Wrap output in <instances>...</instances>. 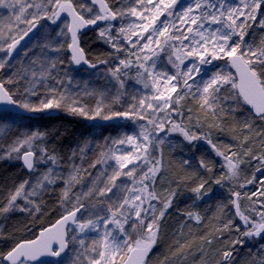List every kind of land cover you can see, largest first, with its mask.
I'll return each instance as SVG.
<instances>
[{
	"label": "snow or ice",
	"instance_id": "1",
	"mask_svg": "<svg viewBox=\"0 0 264 264\" xmlns=\"http://www.w3.org/2000/svg\"><path fill=\"white\" fill-rule=\"evenodd\" d=\"M92 2L99 4V11L87 19L73 6L72 0H46V5L51 7L45 6L42 11L41 5L33 4L32 0L21 3L18 11L14 12V17L18 24L23 23L27 27L19 30V32H13L12 28L18 27V24L11 25L9 26V34L6 37L3 31H0V41H2L0 52L6 53L4 57L0 58V70L4 69L6 65L12 67L8 64L12 52L15 51L20 40L28 35L41 18L46 17L52 23H55L60 18L61 13L71 17L70 21H62L64 28L60 30V35L71 33V43L67 47L72 52L71 60L77 65L82 60L85 64L89 63L83 58V50L77 46V33L79 30L88 25H95L98 20L115 21L119 18L120 24L118 26L109 23L106 28L99 30V35L101 37L107 36L108 40L116 39L117 37L111 35V29L118 27V35H122V38L137 50L133 55L139 61L137 64L138 82L143 83L145 88L151 87L154 93L151 99L162 101V103L157 104L155 107L148 103L147 108H145V99H138L133 96L132 99L136 100V103L129 105V109L132 111L109 110L104 112L109 103V100L105 97V92L85 91V95L98 96L94 110L88 111L86 106L80 103L79 94L73 96L67 89L59 91L55 87L47 88V94L38 103H35L28 99H14L15 93L10 92L5 87V83L13 82V79H8L5 82H0V104L11 105L26 113L63 110L73 115L85 116L89 120H94L97 117L102 120H111L115 117L129 119L135 117L143 120L147 115V109H151L153 114L148 116L147 123L153 126L152 130H149L145 125H141L142 130L138 136L125 135L123 138L112 142L113 144H135L138 150L145 153L144 163L151 166L145 169L137 178L140 186L129 190L134 193L133 195L117 198L118 203L113 200V197L108 198L106 211L111 213L110 216L102 215L99 211L93 212L91 209L96 207V199L111 193L112 188L117 187L115 181L121 175L132 177L137 170L136 167H128L129 164L134 163L131 151H122L119 154L110 152L107 159H114L118 167L112 168L111 174L106 177L107 182L97 186V183L93 181L86 192L75 195L74 199L69 201L70 206L64 208L61 219L54 225L55 232H53V228H49L46 230L50 234L47 237H45L44 232H41L40 239L16 243L11 250L0 253V264H30V262L36 261L41 256L60 257L70 243L73 245V249L66 264H83L84 261H86V264H118L119 261L125 258L128 264H144L148 252L157 242L160 230L159 220L164 217L165 210L171 205V199L169 198L163 205L164 210H161L158 216L156 215V205L152 204V201L159 199L154 190V177L160 171V161L154 155H150L148 149L151 146L154 153L156 145L164 143V139L158 137V133L164 130L166 123L172 125L170 131L179 130L188 140L202 138L185 130L181 124L169 119L170 113H166V117L159 120L156 119V113L173 108V104H179L180 100L191 94L198 99L202 108L206 107L215 116V101L219 99L217 94L224 85L231 84L234 88L239 87V95L243 98V101L251 105L256 117L264 121V48H255L251 44L244 43L245 26L248 25L249 21H256L257 13L264 6V0H238L236 4L230 3L229 0H192V3L182 6L180 9L174 8L177 0H131V2L129 0H118L120 6L116 8L110 7L106 0H92ZM0 7L15 9L16 5L15 2L6 3L5 0H0ZM33 7L36 11L31 13L29 17L22 19L24 11ZM169 9H172V11H168ZM88 11L91 12L92 9L89 8ZM165 12H167L168 17H173V19L171 21L167 19L161 21L158 27H154L156 21L165 15ZM132 17H135V19H131ZM213 24L219 25V27L213 28ZM193 26H195V29ZM259 27L264 28V14L261 15ZM150 29L151 31H149ZM144 33H148V35L145 36ZM188 33L193 35L190 37ZM233 36H239V39L230 43ZM133 37L136 39L134 40ZM184 41H188V43L185 44ZM217 41H222V43L218 44ZM113 46L116 47V45ZM44 47L49 48L51 45L45 44ZM59 47L62 46H58L53 50H59ZM165 47L169 50L168 61L177 69L172 74L163 70L158 71L156 69L157 62L152 60L153 54L157 50L163 51ZM141 53L144 54L141 55ZM27 54V51L23 52V55L26 56ZM189 57H195L196 59L187 68L181 70L180 66ZM206 57H210V59H206ZM225 58L230 61V67L234 68L236 73L239 74V85L233 79V74L227 71L228 66H225L224 69L214 72L210 78L201 77V80L196 82L195 91H193L194 85L189 84V80H195V76L200 75V65L210 64L211 60ZM149 60H152L151 64L147 63ZM59 63H63V61H59ZM101 63H106V61H101ZM89 66L95 67L96 65L89 64ZM120 66L128 68L131 64L128 60L118 59V64L107 70L118 85L116 94L110 98L113 102H118L123 95L120 89L124 88L125 81L120 74ZM57 67V59L45 57L44 60H39L37 58L31 61L29 67L23 69V75H20V70H18L13 73V76L19 79L30 77L26 80L29 87L25 91L30 95H37L38 92L34 90L37 80L42 81L47 77H51L52 69ZM52 78L55 79V77ZM174 81L175 83H173ZM57 83H63V81L57 80ZM69 83H71L70 80ZM178 89H183V91L174 100L172 94L177 93ZM210 100L213 103L210 104ZM173 111H178V109L173 108ZM6 126L0 124V133H3ZM244 126L249 129L252 128L251 123H246ZM258 135H264V133H258ZM45 136L46 133L39 131L24 133L23 139H18L7 155L11 157V153H18L15 158L21 159L30 172L37 170V164L51 161L52 165H56L58 157L55 154L50 155L46 149H41V155L37 157L36 152L32 150L33 142L42 140ZM244 139L247 141L248 137L246 136ZM138 140L139 143H137ZM208 143H212L210 139ZM25 145H27V149L20 152V149ZM215 147L213 145V148ZM217 154L223 155L220 152ZM102 155L104 154L102 153ZM231 155L237 156V159L233 161L229 156L224 157L228 161V168L231 172L230 179L238 177L239 165L243 162L237 153L233 152ZM244 155H252L251 150H244ZM74 156L75 152H73L70 160ZM253 159L260 160V165L256 167V171L264 169V155L253 156ZM100 162L99 160L96 161V163ZM184 163L187 164L188 161L186 160ZM203 163L201 161V165ZM90 166L94 167L95 165ZM69 167L70 171L67 178L59 172H54L53 167H49L31 185L28 180L20 183L8 196L7 203L0 207V214L8 213L16 208H19L20 211H29L30 209L16 205L17 199L23 197L26 203H33L30 197L40 195L42 191H47L46 185H54L57 180H63L65 184L61 196L63 206V202L69 198L71 188L80 181L79 173L81 169L74 163L70 164ZM123 169H128V171L124 172ZM84 171L86 172V170ZM149 173L151 176H149ZM145 181L149 182L145 183ZM253 181L264 186V177L257 180L253 176L246 183H253ZM243 186L240 185V187ZM26 187L29 188L28 191H25ZM202 188H204L203 183L194 188L193 191L200 194ZM207 191L205 190L204 194H207ZM174 194L172 193V195ZM244 195H247V193ZM232 196L238 199L242 196V193L234 191ZM251 196H264V189L252 192ZM251 196H249V199H251ZM85 197L91 198L90 208L86 209V217L82 213V217L77 219V213L85 209V205L81 203V200ZM237 199L231 200V203L236 208L235 214L240 217L245 225V231L241 235L247 237L260 236L264 233V211L257 212L260 217L259 220H253L240 211ZM100 202L105 203V201ZM261 203L264 204V201H261ZM125 205H128V208H125ZM36 210H39L38 207ZM187 215L189 219H194L197 222L201 219L198 214L190 212ZM129 216L135 217L131 231L123 227ZM69 222L74 228H68ZM231 223V220H229L224 227L228 228ZM109 224H113L114 227L109 229ZM137 229H139L138 232ZM239 230V227H237L236 231L239 232ZM69 232L72 233L70 237L68 236ZM87 232L99 234L96 238L91 239L90 245L86 244L89 237L84 234ZM133 232L137 233L135 237L132 235ZM54 243L57 245L55 249L53 248ZM208 243L211 244V241H208ZM240 243L242 241L239 239L233 241V245ZM77 245H79V248L76 247ZM180 247L183 248L184 245H180ZM222 256L225 262H229L233 252L231 250L223 251ZM258 264H264V258L260 259Z\"/></svg>",
	"mask_w": 264,
	"mask_h": 264
},
{
	"label": "trees",
	"instance_id": "2",
	"mask_svg": "<svg viewBox=\"0 0 264 264\" xmlns=\"http://www.w3.org/2000/svg\"><path fill=\"white\" fill-rule=\"evenodd\" d=\"M246 38L259 48H264L263 30L250 28L247 30ZM81 47L91 64L104 65L107 70L115 67L118 59L130 61L131 66L128 68L122 66L120 74L125 83L141 86L137 77L139 62L136 58L111 48L104 39L96 35L95 30L81 36ZM227 85H224L217 94L219 99L215 116L199 113L192 101L180 103L176 107L178 111L173 112L175 122L202 138L188 140L184 135L177 134L179 144L175 151L158 149L157 152L150 154L160 161V171L154 177V190L160 199L161 210H164L163 205L169 198L171 205L165 210L164 217L159 220L157 245L155 244L146 264H159L156 262L161 260L166 264H258V261L264 258L262 252L264 233L252 237L241 235L245 231V225L235 214L236 210L231 203V200L235 199L231 196L234 191L243 193L240 200L243 208L246 201L255 204L264 201V196H251L252 192L261 191L264 186L255 181L246 183L253 176L257 180L264 177V169L262 172L256 171L260 160L253 159V156L264 155V135H258L264 133V121L254 116L237 91L234 93ZM186 110L190 111L188 114L191 117L187 124L183 120L187 114ZM27 119L37 131L46 133L44 139L37 140L34 144L37 157L41 155V149H46L48 154H55L58 157L56 165L70 159L71 150L87 124L79 116L63 110H56L52 114L39 113L37 118ZM194 120L197 123H193ZM246 123H251L252 128H246L244 126ZM188 125L196 129L188 130ZM171 127L172 125L170 129ZM246 136L247 141L244 139ZM209 139L211 144L208 143ZM213 145L216 147L213 148ZM247 149L251 150L252 155H244V150ZM218 152L223 155L217 154ZM233 152L237 153L243 162L239 165L238 177L230 179L231 172L224 157L229 156L235 161L237 156H232ZM17 155L18 153L13 154L0 161V207H3L16 185L27 176L20 159L15 158ZM186 160L187 164L184 163ZM201 161L204 162L203 165ZM49 163L52 164L51 161ZM201 183L204 184L202 188L204 192L199 195V199L194 200L187 196L190 190ZM225 186L230 189V198H227L226 206L220 214L213 217L212 211L206 212L204 207L208 205L213 207L214 201L218 199L215 192ZM205 190H208L207 194H204ZM245 193L247 195H244ZM59 200V191L52 186L41 198L37 213L12 210L0 214V224L4 225L0 237V253L11 250L16 243L34 239L40 230L61 217L64 211ZM190 212L198 214L201 217L200 221L189 219L187 214ZM247 216L250 217V214ZM217 217L219 219L227 217L232 223L228 228L218 231L214 225ZM250 218L256 220L254 217ZM237 227L240 229L239 232L236 231ZM236 239L242 243L233 245ZM208 241H211V244ZM180 245L184 247L181 248ZM226 250L233 252L229 262H225L222 256Z\"/></svg>",
	"mask_w": 264,
	"mask_h": 264
},
{
	"label": "rangeland",
	"instance_id": "3",
	"mask_svg": "<svg viewBox=\"0 0 264 264\" xmlns=\"http://www.w3.org/2000/svg\"><path fill=\"white\" fill-rule=\"evenodd\" d=\"M6 3H12L15 2V9H9L7 7H0V31L4 29V35L5 37L9 34V26L11 25H17L18 22L15 20L14 12L18 11L21 3H27L28 0H5ZM73 6L77 8V11L82 14L86 19L93 16L95 13H97L99 10L96 6H94L90 0H72ZM108 4L112 8H116L120 6V3L118 0H115L113 2L108 1ZM131 2V0H129ZM230 3L236 4L238 3V0H229ZM33 4H39L41 5V11L45 6L51 7L50 5H46V0H32ZM192 3V0H177L176 5L174 6L175 9H180L182 6H186L187 4ZM91 8L92 11L89 12L88 9ZM36 9L33 8H27L24 13L23 17H29L31 13H34ZM168 11H172V9H169ZM264 14V6L261 7L260 11L257 13L256 21H249L248 25L245 26L244 29V43L245 44H251L255 48H259L257 45H255L253 42H251L249 39L246 38L247 30L250 28H256L258 30H263L264 28L259 27V21L261 19V15ZM131 19H135V17H132ZM171 21L173 17H168L167 12H165V15L161 16L159 20L156 21L154 27H158L161 23V21L164 20ZM243 19V18H242ZM69 21L68 19L59 18L56 20L55 23H52L51 20L48 18H41L37 23H39V28L37 31L36 36L33 38V40L19 53V55L14 58L13 60H9L8 64L12 65V67L5 66L4 69L0 70V82H5L8 79H13L12 83H5V87L10 90V92L15 93L14 99L21 100V99H28L31 102L38 103L47 93V88H57L59 91H64L65 89L68 90V92L73 95L77 96L81 104L86 106V110L91 111L95 108L96 100L98 99V96L95 95H85V91H96V92H105L106 99L109 100L108 106L105 107L104 112H108L109 110L112 111H132L129 109V105L135 104L136 100H133L132 97L136 96L139 98L145 99V108H147V104L151 103L154 107L162 103V101H155L151 99V96L153 93V90L151 87L145 88L143 83H141V86H136L132 83H125L124 88L120 89V91L123 93L120 100L118 102H113L110 100V98L116 94L118 85L112 78L111 74L108 73L107 68L104 65H96L92 68H85V69H77L74 66L73 61L71 60V54L70 49L67 47L69 43H71L70 39V33H66V35H60V30L64 28V24L62 21ZM111 23L114 26H118L120 24V19L118 18L115 21L112 22H105L100 27L96 29V35L102 39H104L107 44L120 52H124V54L133 55L136 53V49L132 48L131 45L127 43L125 39L122 38V35H118V27H113L111 29V35L113 37H117L113 40H108L107 36L101 37L99 35V30L106 28L108 24ZM27 25L23 23H19L18 27H13V32H19V30L26 28ZM195 29V26H193ZM207 27V25H206ZM213 28L219 27V25H212ZM66 31V30H65ZM151 31V29L149 30ZM171 31V29H170ZM261 32V31H259ZM262 33V32H261ZM145 36L148 35V33H144ZM188 35L191 37L193 34L188 33ZM261 36V34H259ZM17 38H19L17 36ZM135 40L136 38L133 37ZM239 39V36H233L232 41L230 43L236 41ZM2 43V41H0ZM143 43V41H141ZM178 43V42H177ZM185 44L188 43V41H184ZM217 43H222V41H217ZM49 44L51 47L45 48L44 45ZM113 45H116L114 47ZM59 47V50H53L54 48ZM211 47V46H209ZM27 51V55H23V52ZM168 49L165 47L163 51L157 50L155 54L152 56V60H155L156 63V69L163 70L168 72L169 74L175 73L177 69L173 67V65L168 61ZM144 53H141L143 55ZM6 55L5 52H0V58L4 57ZM45 57L49 59H57L58 61V67L56 69H52V76L47 77L45 80H37L35 91L38 92L37 95H30L25 91L29 85L26 83L27 79H30V77H25V79H19L18 77H14L13 73H16L18 70H20L19 74L23 75V69L27 68L31 65V61L33 59H39L44 60ZM136 58V57H135ZM174 59V57H173ZM195 57H189L184 60V64L181 65V70L187 68L193 60H195ZM206 59H210V57H206ZM227 58L225 59H215L211 60L210 64H202L200 65V75L195 76V80H189V84H193V91H195V84L197 81L201 80V77L204 78H210V76L220 70L224 69L225 66L227 67V71H230L233 74V79L237 83L236 75L231 69L230 65L227 63ZM152 60H149L147 63L151 64ZM59 61H63V63H59ZM139 62V61H138ZM118 64V61L116 65ZM36 67V66H33ZM122 67V66H120ZM52 77H55L53 79ZM57 80H62L63 83H57ZM69 80L71 83H69ZM175 83V81L173 82ZM228 89L234 90V93L236 92V87H232L231 84L227 85ZM183 91V89H178L177 93L172 94L173 99L180 95V92ZM192 101L197 106V111L201 114H209L213 116L211 111H208L205 108H202L200 105V102L198 99L194 98L191 94L185 96L184 99L179 101L180 103ZM209 103H213V101H209ZM179 104H173V108L177 109V105ZM215 104L217 105V100L215 101ZM173 108L166 109L165 112H159L156 113V119L159 120L161 118L166 117V113H170L169 119L175 121ZM58 111V110H57ZM217 111V106H216ZM67 112V111H66ZM187 114L190 113V111L186 110ZM46 113V112H45ZM69 113V112H68ZM153 114L151 109H147V115L145 116V119L141 120L138 118H126V117H115L111 120H102L100 117H97L94 120H89L85 116H79L81 119H83L85 122H87L85 129L83 132L79 135L77 138V141L74 145V147L71 150V156L73 152H75V156L68 161L62 162L59 165H52L49 162L48 163H41L36 165V171H33L31 174H27L24 180L20 181L16 187L11 191V193L17 188V186L22 183L25 180H28L30 182V185L35 182L36 178L44 171H46L49 167H53L54 172L61 173L65 178H67L68 172L70 171L69 165L74 163L78 168L81 169L80 175V181L79 183L75 184L71 191L69 192V198L68 200L63 202V206L61 204V196H62V190L65 188V184L63 180H57V182L54 185H46L47 189L49 190L52 186L56 187L59 191L60 195V205L61 209L64 211L65 207L70 206L69 201H72L74 199V196L77 194H81L82 192H86L89 187H91L93 181L97 183V186H101L102 184L106 183V177L111 174V170L113 167H118L116 164V161L114 159H107V156L110 154V152H116L119 154L120 152H132V158L134 163L129 164V168L136 167V172L133 173L132 177H128L125 175H121L119 179L115 181V184L117 187L112 188L111 193H107L104 197H99L96 199V207L92 208L91 211L93 212H101L102 215L110 216L111 213L107 212V201L109 197H113V200L118 203L117 198L124 197V196H131L134 193L129 191L130 189H133L135 187H139L138 177H140L141 173L149 167L148 164L144 163L145 153H143L142 150H138L136 148L135 144H113L112 142L118 139L123 138L125 135H133L138 136V134L141 132V125H145L149 130L153 129V126L147 123L148 116H151ZM183 118V120L186 122V124L189 122L191 117H189V114ZM103 115V113H101ZM193 123H197L195 120ZM0 124L7 125L4 128L3 133H0V161L4 158L8 157L7 153L10 152V149L14 146L15 142L18 139H23L24 133H30L32 131H37L33 124H29V120L27 119V116L20 115V114H13L11 112H3L0 113ZM171 124H165L164 130L160 131L158 133V137H162L164 139L163 144H157L156 145V151L158 149H167L168 151H175L178 144V136L177 134H182L181 132L175 130L170 131ZM199 125L197 126L198 129ZM188 130H194L196 129L192 125H188ZM185 129V128H184ZM183 135V134H182ZM36 141L33 142L32 150L35 151L34 144ZM139 143V140L137 141ZM155 143V142H154ZM27 149V145H25L23 148L20 149V152H24ZM83 149V151H81ZM36 152V151H35ZM102 153L104 155H102ZM148 153H153V148L150 146L148 149ZM16 154L15 152L11 153V155ZM101 161L100 163H96V161ZM95 165L94 167H91L90 165ZM139 165V167H137ZM86 170V172L84 171ZM124 172H127L128 169H123ZM262 172V171H260ZM149 176L151 174L149 173ZM229 186L227 182H225ZM228 186L222 187L220 190L216 191L215 193L218 195V199L214 201L213 207L207 206L204 207L207 211H212V216L216 217V215L220 214V212L224 209L226 206L227 198H230V189ZM194 189V188H193ZM190 190L188 192L187 196H190L194 200L199 199V195L204 192V190L201 189L200 194ZM229 189V191H228ZM29 188L26 187L25 191H28ZM47 190V191H48ZM47 191H42L40 195L30 197V200L33 201V203H26V201L23 199V197H20L16 201V205L19 207L30 209L29 211H22L26 213H37V207L40 204L41 198ZM115 194V196H113ZM10 195V194H9ZM243 195V193H242ZM232 196V194H231ZM239 199V206L240 211L247 215L250 214V217H254L256 220H259L260 217L257 215V212L264 211V205L262 203H253L246 201L243 205H241ZM90 197H85L81 200V203L85 205V209L82 210L79 219L82 217V213L84 214V217L87 216L86 209L90 208ZM100 201H105V203H101ZM7 203V201L4 203V205ZM152 204L156 205V215H159V212L161 211V202L160 199L153 200ZM3 205V206H4ZM147 207V205H145ZM212 207V208H211ZM125 208H128V205H125ZM15 210H19V208H16ZM143 215V213H142ZM211 216V217H212ZM135 217L129 216L127 219V223L123 224V227L126 230L131 231V227L133 224ZM221 220V222H220ZM229 219L227 217H222L219 219L215 218L216 229L218 231H221L226 229L224 227L225 224H228ZM184 224V223H183ZM109 229L113 228V224L108 225ZM184 227V225H182ZM4 225L0 224V234L3 232ZM74 228V226L72 227ZM139 229H137V232ZM136 232H133V237L136 236ZM72 235L71 232H69V237ZM84 235H87L89 237L88 240H86V244L90 245L91 239L96 238L99 234L95 232H87ZM159 236V235H158ZM1 237V236H0ZM157 245V242L155 243ZM79 248V245L76 246ZM73 245L69 244V251L67 256L59 261V262H48V263H40V264H66L68 258L70 257V254L72 252ZM262 252H264V248L262 249ZM159 259H162L159 257ZM125 260V259H124ZM124 260H121L118 262V264H122ZM164 260H161L159 264H166L163 263ZM83 264H86V261L83 262Z\"/></svg>",
	"mask_w": 264,
	"mask_h": 264
},
{
	"label": "water",
	"instance_id": "4",
	"mask_svg": "<svg viewBox=\"0 0 264 264\" xmlns=\"http://www.w3.org/2000/svg\"><path fill=\"white\" fill-rule=\"evenodd\" d=\"M90 2L96 6L99 10V4L96 3L94 4L92 2V0H90ZM60 18H64V19H68L69 21L71 20V17H67L65 13H61L60 15ZM105 22H112V21H105V20H98L97 23L95 25H88L82 29L79 30V32L77 33V41H78V47L80 49L83 50V48L81 47V41H80V35H83V34H86L87 32L91 31V30H96L98 27H100L103 23ZM38 28H39V23H36V25L32 28V30L28 33V35L24 36V38L22 40H20L19 44L16 46V49L15 51L12 52V55H11V59L10 60H13L14 58H16L19 53L33 40V38L36 36L37 34V31H38ZM70 36H71V33H70ZM70 54H72L71 52V49H70ZM82 55H83V58L84 60H87V56L84 52V50L82 51ZM89 62V61H88ZM74 63V62H73ZM227 63L230 65V61L227 59ZM89 64H91L90 62L88 64H85L83 62V60L81 61V63L79 65L75 64L74 63V66L75 68L77 69H85V68H92L89 66ZM233 70V72L235 73L236 75V79H237V84L239 85V74L236 73V70L234 68H231ZM236 90H237V93L239 94V87H236ZM240 96V95H239ZM240 98L243 100V98L240 96ZM244 102V101H243ZM245 103V102H244ZM246 106L249 108V110L251 111V113L255 115V112H254V109H252L251 105H248L247 103H245ZM3 112H11L13 114H20V115H25L27 117H32V118H37L39 116L38 113H26L24 112L23 110H20V109H17L11 105H7V104H0V113H3ZM54 112H50V114H52ZM20 164L21 166L23 167L24 171L27 173V174H31L32 172H30L29 170H27V168L24 166L23 164V161L20 159ZM235 199H237L235 197ZM237 202H238V199H237ZM235 208V206H234ZM83 210V209H82ZM81 210V212H82ZM236 210V208H235ZM81 212H78L77 213V219H79L80 217V214ZM62 217V216H61ZM61 217H59L53 224H51L50 226H47L45 227L44 229L40 230L37 234V236L32 239V240H36V239H40V234L41 232H44L45 234V237H47L48 235H50L46 230L49 229V228H53V232L56 231V229L54 228V225H56L57 221L59 219H61ZM73 225L69 222L68 223V228H72ZM68 236H69V233H68ZM29 241V240H27ZM57 247V245L54 243L53 244V248L55 249ZM155 245L152 246L151 250L148 252L147 254V257L145 258V261H144V264H146L152 250L154 249ZM68 251H69V245H68V248L65 249V252L61 254L60 257H53V256H41L39 259H37L36 261H33V262H30V264H40V263H48V262H59L61 260H63L67 254H68ZM122 264H128V261L127 259L125 258V260L123 261Z\"/></svg>",
	"mask_w": 264,
	"mask_h": 264
},
{
	"label": "bare ground",
	"instance_id": "5",
	"mask_svg": "<svg viewBox=\"0 0 264 264\" xmlns=\"http://www.w3.org/2000/svg\"><path fill=\"white\" fill-rule=\"evenodd\" d=\"M1 31H3V33H4V31H5V30H4V29H2ZM16 211H18V210H16ZM21 212H22V211H21ZM1 224H2V223H1Z\"/></svg>",
	"mask_w": 264,
	"mask_h": 264
}]
</instances>
